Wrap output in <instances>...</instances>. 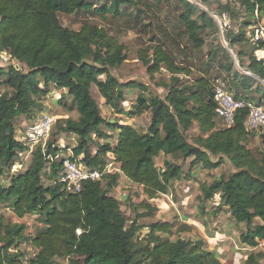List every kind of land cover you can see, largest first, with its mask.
Returning a JSON list of instances; mask_svg holds the SVG:
<instances>
[{
  "label": "trees",
  "instance_id": "1",
  "mask_svg": "<svg viewBox=\"0 0 264 264\" xmlns=\"http://www.w3.org/2000/svg\"><path fill=\"white\" fill-rule=\"evenodd\" d=\"M92 1L95 0H0V52L17 62L0 64V83L9 89L0 94V203L6 204L18 218L37 215L43 225L34 235L26 236L25 224L8 222L1 216L0 264H24L23 254L16 250L21 243L36 250L28 264H52L57 258H67L69 264H225L206 248L202 238L163 237L172 233L169 222L149 224V243L154 244L147 253L149 261L135 260L132 240L138 226L135 222L127 226L119 200L109 192L122 175L142 187L149 199L166 194L169 185L183 174L180 165L168 161L158 168L155 159L159 155H180L184 160L192 157L190 167L200 164L207 170L215 169L225 159L229 161L234 171L225 180L219 177L210 184L202 183L200 202L218 195L231 221L246 225L239 235L240 243L257 247L260 240L264 241V150H252L248 142L251 137H259L264 144V133L247 134V108L236 110L232 125L223 123L219 127L217 118H221L215 113L213 85L221 78L235 99L264 107V61L254 58L255 47L245 37L246 29L264 17V0H106L107 4L99 8ZM214 1L218 11L210 13L202 8L210 9ZM165 3L172 8V18L161 21L159 15ZM236 4L245 15L242 26L237 31L222 28L227 47L219 42L216 49L209 50L206 57L211 63L206 61L198 66L201 74L191 80L195 64L190 61V54L201 51L205 43L200 34L207 29L213 33L221 31L213 16L221 17L226 12L235 20L239 14ZM79 12L105 14L108 26L87 20L73 29L60 22V14ZM155 22L159 25L158 33H152ZM127 30L139 36L151 32L149 45L137 51V59L149 78L161 69L170 74L169 82L160 84L166 88L163 98L156 94L146 96L145 83L120 82L112 74L111 70L127 60L125 46L112 32ZM181 46L188 56L184 60L186 65L176 53ZM236 47L242 49L235 51ZM259 47L264 49V41ZM218 55L224 59L220 66L225 77L210 76V66ZM236 62L244 72L235 69ZM92 86L104 105L116 114L125 112L135 117L148 111L151 119L146 130L141 132L132 125L103 118L91 94ZM49 87L58 92L59 103L65 95L72 97V109L67 110L74 112L76 118L60 120L57 132L77 138L73 157H81L86 166L102 170L110 153L120 172L104 174L98 180H84L78 191L71 192L58 176L61 159L50 160L48 178L53 184L44 186L46 162L63 153L55 139L35 145L30 165L22 173L14 174L7 186L2 185V174L15 164L19 152L26 150L15 137V122L42 108L41 101L49 95ZM124 87L140 90L128 111L123 109L127 102ZM194 122L200 137L191 144L186 133ZM102 124L118 131L114 145L98 142L108 138L100 130ZM93 146L97 148L94 153ZM219 211L218 206L213 213ZM255 221L258 224L252 227ZM262 257V252H252L244 256L241 264H259Z\"/></svg>",
  "mask_w": 264,
  "mask_h": 264
},
{
  "label": "rangeland",
  "instance_id": "2",
  "mask_svg": "<svg viewBox=\"0 0 264 264\" xmlns=\"http://www.w3.org/2000/svg\"><path fill=\"white\" fill-rule=\"evenodd\" d=\"M97 8L107 4L106 0H95L92 1ZM213 5L209 8L202 7L203 9L209 11H218V4L214 1ZM238 13L235 20L230 19V15L226 12L221 14V17H214L216 23L220 27L218 33H213L210 30H206L201 33L200 36L204 39V46L199 52H192L190 54V61L194 62L193 71L189 78L200 76V72L197 71L198 66L201 67L206 61H208L206 55L211 49H216L219 42L227 47L226 43L223 41V31L222 28L226 26L227 28L237 31L245 20V15L242 10H239L238 4L235 6ZM133 10V9H131ZM172 8L169 3L164 4V8L160 12L161 21H167L172 18ZM136 12V9H134ZM106 15H92L89 13L79 12L73 15H59L60 22L68 28L78 29L81 24L85 21H90L98 26H108ZM151 18V14H148V20ZM147 20V21H148ZM146 21V22H147ZM258 21H264V17L258 19ZM160 23V22H158ZM156 28L152 31L159 32V25L155 22ZM116 40L125 46L127 55V60L118 68L111 70L112 74L120 81L127 82L129 80L139 81L141 83L147 84V90L145 92L146 96H151L156 94L160 97H164L166 94V88L161 87L160 84L168 83L170 74L161 69L159 72L155 73L153 78H149L146 74V68L143 66L141 61L137 59V51L141 48H146L149 45V39L152 36L151 32L141 33L142 36L137 35L132 30L123 31L121 33H114ZM156 36V35H155ZM158 36V35H157ZM183 46V45H182ZM176 50L178 60L187 64L186 52L183 53L184 48ZM242 48L236 47V50ZM188 51V50H187ZM230 54L233 56L235 53L229 50ZM1 55L3 57H1ZM6 59H3L5 58ZM0 62L2 65H15L16 61L9 58L8 55H4V52H0ZM211 63L210 61H208ZM224 63L222 56L218 55L217 59L210 66L211 77H225V73L221 68V64ZM235 69L240 72L245 71L239 64L235 63ZM185 79L183 75L180 76ZM104 79V77H102ZM186 80V79H185ZM0 94L8 92L9 89L5 83H0ZM158 86H157V85ZM49 95L41 101V109L33 110L32 114L29 116H21L15 122V137L21 140L26 148V150L19 152L15 164L9 170H5L1 177V183L7 186L14 174L22 173L31 163L33 153L36 149L35 146H28V144L23 139L26 127L36 121L38 118L42 117L43 114L48 115L51 119V130L46 141H51L56 139V144L62 148L63 154L72 152V148L76 146L77 138L75 136H69L67 133H58L57 125L60 120L67 117L76 118L74 112H69L72 109V97L65 95L62 102L56 99L59 94L54 88L49 87L47 89ZM124 97L126 103L123 105V109L128 111L129 108L133 106V102L140 92L138 88H123ZM91 94L96 100L100 107V113L103 118L107 121L114 122L117 124H129L135 127L137 130L144 132L148 125L150 124L151 115L150 113L144 112L140 116L131 117L125 112L122 114H116L108 106L104 105L103 99L99 95L95 86L91 87ZM258 98V94L253 95ZM69 111H68V110ZM218 126L223 127V122L221 119L217 118ZM100 130L108 135V138L100 139L98 142L104 143L105 141L114 145L115 139L117 137V130H112V128L106 125H100ZM187 139L191 144H195L200 137L198 131L197 123H193L190 129L186 133ZM95 138V135H93ZM249 147L252 150H264L262 139L260 138H249ZM94 153L97 148L93 146L91 148ZM81 158V157H78ZM112 155L107 154V162L111 160ZM193 158L182 159L180 155H159L155 159V164L158 168H163V162L168 161L173 164L180 165L182 169L183 177L180 180L173 181L168 188L166 194L159 195L155 199H149L146 194L143 193L142 187L139 185L131 183L127 178L120 175L117 186L112 188L109 192L110 195L115 197L120 202L121 211L126 218L127 226L132 222H135L138 226L136 235L132 240L133 250L136 251L135 260L140 262L148 263L149 257L147 253L153 250V243H149V224L154 222H169L172 224V233L167 237L170 240H175L177 238L196 240L202 238L206 243V248L209 251L215 252L220 261L225 264H241L244 260V256L252 252H262L263 257L259 264H264V241L260 240L258 246L251 248L240 243L239 235L241 232L246 230L245 224L235 225L229 218V212L226 206L220 204L219 196L215 195L213 199L204 201L203 204L200 202V185L202 183L210 184L216 178L226 179L233 171L234 168L226 159L215 169L207 170L201 167L200 164H196L190 167ZM106 162V163H107ZM51 161L46 162V168L43 170L42 184L44 186H49L53 184L49 177V167ZM61 175V170L58 176ZM149 204V207H145ZM219 206L220 211L213 213V211ZM154 208V209H153ZM149 209H153L149 213ZM4 216L8 222L23 223L26 226L25 234L26 236H32L38 231L43 225L39 222L38 216L34 214H29L23 218L16 217L11 210L6 207V204L0 203V217ZM258 221L252 225H257ZM149 245V246H147ZM16 250L23 254L24 264H28V259L33 257L36 250L33 249L29 244L21 243L16 247ZM152 253V252H151ZM150 253V254H151ZM70 261L67 258H57L54 259L52 264H69Z\"/></svg>",
  "mask_w": 264,
  "mask_h": 264
},
{
  "label": "built area",
  "instance_id": "3",
  "mask_svg": "<svg viewBox=\"0 0 264 264\" xmlns=\"http://www.w3.org/2000/svg\"><path fill=\"white\" fill-rule=\"evenodd\" d=\"M256 15L257 11H255ZM245 37L255 47L253 51L254 58L257 61H264V49L259 47L260 43L264 41V21H257L248 27L245 31ZM1 57L3 56L1 55ZM3 59H6V57ZM213 99L215 113L223 120L224 125L230 126L233 124L237 109L247 108L248 113L244 120V128L247 134L258 136L264 133V107L245 100L235 99L225 80L221 78L215 80ZM51 124V119L45 114L29 124L23 137L28 146L44 145L51 130ZM59 159H61L60 181L65 183L67 190L71 192L78 191L81 182L84 180H98L104 174H113L120 171L115 167L113 161H108L102 170L88 167L80 161V158H74L72 152L49 157L51 161Z\"/></svg>",
  "mask_w": 264,
  "mask_h": 264
},
{
  "label": "crops",
  "instance_id": "4",
  "mask_svg": "<svg viewBox=\"0 0 264 264\" xmlns=\"http://www.w3.org/2000/svg\"><path fill=\"white\" fill-rule=\"evenodd\" d=\"M254 138H259V137H254ZM263 147H264V144H263ZM109 161H113V158H111V160H109ZM114 162V161H113ZM114 164H115V167H117V169H119V164L118 163H116V162H114ZM120 172V171H119Z\"/></svg>",
  "mask_w": 264,
  "mask_h": 264
},
{
  "label": "water",
  "instance_id": "5",
  "mask_svg": "<svg viewBox=\"0 0 264 264\" xmlns=\"http://www.w3.org/2000/svg\"><path fill=\"white\" fill-rule=\"evenodd\" d=\"M244 72V71H243Z\"/></svg>",
  "mask_w": 264,
  "mask_h": 264
}]
</instances>
